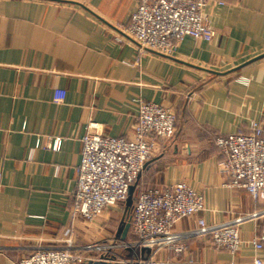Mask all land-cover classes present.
I'll use <instances>...</instances> for the list:
<instances>
[{
    "label": "crops",
    "instance_id": "1",
    "mask_svg": "<svg viewBox=\"0 0 264 264\" xmlns=\"http://www.w3.org/2000/svg\"><path fill=\"white\" fill-rule=\"evenodd\" d=\"M135 8L136 0H0V264L62 245L67 228L76 244L115 236L122 215L111 225L72 214L76 166L89 123L129 136L139 100L163 104L178 120L172 137L156 140L135 190L185 181L204 209L174 228L237 219L242 239L231 253L209 234L194 235L185 252L159 256L166 264L264 261V247L251 243L264 228V199L226 184L215 143L246 132L251 120L264 126V56L236 68L264 53V0H206L212 39L185 36L169 55L138 51L125 36ZM55 89L65 91L60 103ZM56 136L58 150L39 146L29 158L36 139Z\"/></svg>",
    "mask_w": 264,
    "mask_h": 264
},
{
    "label": "built area",
    "instance_id": "2",
    "mask_svg": "<svg viewBox=\"0 0 264 264\" xmlns=\"http://www.w3.org/2000/svg\"><path fill=\"white\" fill-rule=\"evenodd\" d=\"M206 0H136V8L124 30L137 44L138 51L150 49L171 54L185 36L209 41L215 34L204 15ZM123 41V36L116 38ZM65 91L55 89L52 100L60 103ZM176 113L155 101H138L136 121L129 136H110L94 131V123L81 138L82 149L76 166V186L72 214L93 222L110 207L123 204L130 184L135 183L151 157L157 139L174 135ZM62 137L36 139V147L58 150ZM221 153L219 166L229 178L228 186L245 188L255 201L264 199V126L251 120L246 132L228 133L215 141ZM204 209V197L185 181L137 191L130 208L129 234L124 240L110 236L85 244H76L71 229L64 233L60 246L39 247L22 257L17 264H84L89 260H108L121 264H166L159 256L162 249L183 253L187 239L209 234L214 247L239 249L242 239L237 219L208 225L202 218L195 228L176 230L175 223ZM264 212V210H262ZM260 211L251 215L256 216ZM255 249L264 247V228ZM191 264L192 260L184 261ZM254 264H264L259 257Z\"/></svg>",
    "mask_w": 264,
    "mask_h": 264
},
{
    "label": "water",
    "instance_id": "3",
    "mask_svg": "<svg viewBox=\"0 0 264 264\" xmlns=\"http://www.w3.org/2000/svg\"><path fill=\"white\" fill-rule=\"evenodd\" d=\"M262 56H264V53H261V54H258L252 57L248 61H245L241 65H238L236 68L242 66L243 64H246L247 62L258 59ZM212 72L217 73V74L219 73L217 71H212ZM135 188H136V182L130 184L128 187L127 197L124 201V211L121 217L120 225L118 226L117 231L115 233V237L120 240H124L126 238V235L129 229L128 215H129L130 208L133 204ZM84 264H121V263L100 259V260H89L85 262Z\"/></svg>",
    "mask_w": 264,
    "mask_h": 264
},
{
    "label": "rangeland",
    "instance_id": "4",
    "mask_svg": "<svg viewBox=\"0 0 264 264\" xmlns=\"http://www.w3.org/2000/svg\"><path fill=\"white\" fill-rule=\"evenodd\" d=\"M123 211L124 203L121 205L113 206L111 209H106L98 219H102L103 223L108 221V223L112 225V222H118L120 216L123 214Z\"/></svg>",
    "mask_w": 264,
    "mask_h": 264
},
{
    "label": "trees",
    "instance_id": "5",
    "mask_svg": "<svg viewBox=\"0 0 264 264\" xmlns=\"http://www.w3.org/2000/svg\"><path fill=\"white\" fill-rule=\"evenodd\" d=\"M136 194H137V189H136L135 192H134V197H135Z\"/></svg>",
    "mask_w": 264,
    "mask_h": 264
}]
</instances>
